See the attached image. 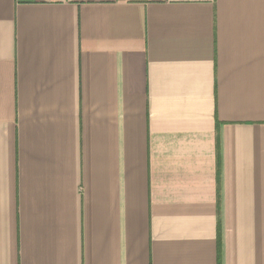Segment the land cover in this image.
<instances>
[{
  "label": "crops",
  "instance_id": "0c3cea01",
  "mask_svg": "<svg viewBox=\"0 0 264 264\" xmlns=\"http://www.w3.org/2000/svg\"><path fill=\"white\" fill-rule=\"evenodd\" d=\"M0 264H264V0H0Z\"/></svg>",
  "mask_w": 264,
  "mask_h": 264
}]
</instances>
